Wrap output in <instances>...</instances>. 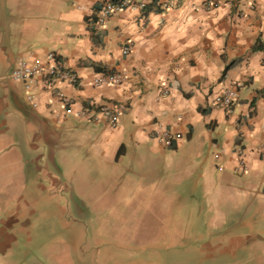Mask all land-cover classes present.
Listing matches in <instances>:
<instances>
[{
  "label": "crops",
  "instance_id": "crops-1",
  "mask_svg": "<svg viewBox=\"0 0 264 264\" xmlns=\"http://www.w3.org/2000/svg\"><path fill=\"white\" fill-rule=\"evenodd\" d=\"M107 1L0 0V264L75 263L67 240L35 246L46 194L62 209L116 201L158 224L200 222L192 233L214 234L226 264H264V0H127L142 8L99 27ZM50 53L76 83L36 76L26 92L9 77ZM103 73L123 81L96 86ZM229 88L227 112L213 98ZM116 104L110 128L101 108ZM163 132L180 139L165 147Z\"/></svg>",
  "mask_w": 264,
  "mask_h": 264
},
{
  "label": "rangeland",
  "instance_id": "rangeland-1",
  "mask_svg": "<svg viewBox=\"0 0 264 264\" xmlns=\"http://www.w3.org/2000/svg\"><path fill=\"white\" fill-rule=\"evenodd\" d=\"M10 141V135L4 137V155L12 154ZM30 196L20 194L19 201ZM57 205L46 194L44 208L30 214L44 218L35 221V246L52 238L67 240L74 246V264H226V258L217 255L214 234H201L206 224L184 221L176 228L163 220L158 224V219L144 217L138 206L127 208L116 201L110 208L96 209L87 204L64 209ZM193 229L201 232L192 233Z\"/></svg>",
  "mask_w": 264,
  "mask_h": 264
},
{
  "label": "built area",
  "instance_id": "built-area-1",
  "mask_svg": "<svg viewBox=\"0 0 264 264\" xmlns=\"http://www.w3.org/2000/svg\"><path fill=\"white\" fill-rule=\"evenodd\" d=\"M155 1V0H149ZM163 7H168V3H164ZM127 7H138L142 8L141 4H132L127 2V0H118L117 2L107 1L101 5L99 8V14L97 17V26L103 25L105 20L113 13L121 11ZM130 51V46H125L122 50V53L128 54ZM48 63L46 65L40 64V62H34L33 64H29L24 61L18 62V64L13 68L9 77L14 81H19L23 84V87L26 92L30 91L32 79L36 76H46L52 81H60V82H68V83H76L77 75L73 72H70L67 68L60 63L56 56L52 53L47 55ZM264 62V58H263ZM123 81L122 74H113V73H103L98 79L95 80V85L106 84L110 86H117ZM166 93V92H165ZM57 96L61 99L64 104H70V101L63 97L60 93H57ZM237 99V92L235 89L229 88L225 90L222 94L215 95L213 100L216 106L222 110L230 112L233 108L235 101ZM27 101L33 103V97L31 94H27ZM33 105H35L33 103ZM124 110V106L122 104H116L112 107H102L101 113L107 115L108 117V126L110 128H115L118 123L119 116L121 112ZM67 112H71V108L67 109ZM159 139L163 143L165 147H171L172 142L174 140L180 139L179 134H172L170 132H163L160 134ZM241 156L242 153H239ZM240 167L245 168L243 166V162H240Z\"/></svg>",
  "mask_w": 264,
  "mask_h": 264
},
{
  "label": "trees",
  "instance_id": "trees-1",
  "mask_svg": "<svg viewBox=\"0 0 264 264\" xmlns=\"http://www.w3.org/2000/svg\"><path fill=\"white\" fill-rule=\"evenodd\" d=\"M118 0H112V2H117Z\"/></svg>",
  "mask_w": 264,
  "mask_h": 264
}]
</instances>
